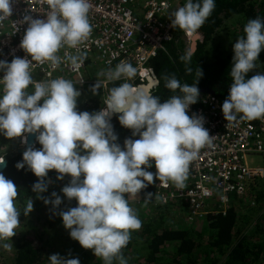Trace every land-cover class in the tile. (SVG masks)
Listing matches in <instances>:
<instances>
[{
	"label": "clouds",
	"instance_id": "1",
	"mask_svg": "<svg viewBox=\"0 0 264 264\" xmlns=\"http://www.w3.org/2000/svg\"><path fill=\"white\" fill-rule=\"evenodd\" d=\"M47 4L46 19L26 15L22 21L28 27L20 47L31 59L14 57L10 63L0 60V71L4 73L0 79L3 86L0 133L7 138H22V144H27L25 134L38 133L36 139L42 148L27 147L16 168L27 166L39 178L32 191L53 208L59 207L62 200L55 192L52 199L39 195L48 189L44 178L49 170L59 173L60 180L70 175L72 179L62 192L68 200L74 198L78 203L59 213L70 237L83 248L91 249L104 264H113L114 260L127 264L122 249L130 242L132 232L142 227V222L125 194H139L157 179L184 188L190 164L202 148L212 145L213 136L204 127V117L188 115L190 105L198 101L197 82L203 73L199 68L198 79L191 85L181 84L175 74L166 75L165 87L180 94L161 103L158 96L128 82L135 78L137 68L121 60L114 69L100 73L109 82L125 81L109 89L104 100L106 107L93 113L80 112L77 101L81 93L71 80L58 77L36 81L31 69L34 61L49 62L52 68L59 67L63 61L75 68L83 64L86 53L82 51L65 53L63 57L58 53L65 47L79 49L91 35L90 0H47ZM214 9L215 0H187L172 13V25L198 36V30ZM11 15L12 0H0V27ZM243 31L245 35L238 37L233 45L229 73L232 83L222 104L227 122L264 118V73L257 72L246 79L257 68L259 54L264 50V19H250ZM193 55L194 51L188 50L180 59L190 64ZM186 70L191 72V68ZM30 86L34 89L31 92ZM101 86L99 81L92 86L94 95ZM115 114H119L122 126L132 130L133 137L139 136V139H125L123 148L117 143L118 137L110 123ZM153 161L155 173L147 170ZM3 163L4 158H0V164ZM152 196L153 193H147L145 202ZM17 197V186L0 173V242L12 240L17 234L21 223ZM32 210L33 201L29 198L23 214L27 216ZM12 246L2 243L8 251ZM48 259L50 264H80L78 258L59 254Z\"/></svg>",
	"mask_w": 264,
	"mask_h": 264
},
{
	"label": "trees",
	"instance_id": "2",
	"mask_svg": "<svg viewBox=\"0 0 264 264\" xmlns=\"http://www.w3.org/2000/svg\"><path fill=\"white\" fill-rule=\"evenodd\" d=\"M257 17L264 19V0H215V9L198 30L199 35L194 48L191 49L190 44L185 41L183 31L177 29L172 39L165 44L164 50L150 61L149 69L159 81L151 94L158 96L161 103L172 95H179L178 90L172 92L165 87L164 77L175 74L181 84L191 85L198 79L197 72L200 68L203 75L197 82L199 93L207 89L213 95L226 99L232 83L229 73L233 64V45L238 37L245 35L243 31L245 24ZM220 30L227 31L234 39V43L223 48L222 51L210 46ZM188 50H193L194 55L191 63L185 64L180 57ZM256 63L257 68L250 71L246 79L257 72L264 73V50L259 54ZM187 68H191V72H188ZM90 78H93L92 74ZM95 84L96 82L91 80L77 88L81 93L77 101L78 111L93 113L100 109L103 90L100 87L98 94L94 95L91 88ZM118 115L115 114L112 117L111 123L114 134L118 137L117 143L123 148L125 139H139V136L133 137L132 130L119 123ZM258 120L252 121L256 123ZM2 143L4 142L0 141V145ZM34 148L39 150L42 145L37 141ZM5 154L7 164L0 173L13 181L18 188L17 206L21 211L19 219L22 220L23 210L29 198L32 199L33 209L36 212L40 210L44 202L43 199L38 198L37 193L32 191L33 185L39 178L27 166L19 170L16 168L15 165L22 161L23 154L16 151ZM58 175L59 173L55 170H49L44 178L48 189L39 194L41 197L51 198V194L60 184L70 183V175H64L62 183H59L62 180L57 179ZM158 180L141 190L139 194H135L134 201L129 203L136 212L140 207H144L142 205L144 204L150 206L156 214L138 217L142 227L132 232L130 242L122 249L127 264H264V178L251 184L243 196L238 198L232 195L230 205L225 212L216 207L205 216L196 218L188 226H181L182 217L172 223L177 210H182L183 219L187 217L186 203H166L158 204V206L153 204ZM147 193H153V196L145 202ZM137 198L140 204L135 202ZM251 205H254L253 211L248 215L236 209V206L247 209ZM56 222L63 223L59 214L53 217V222L49 226L56 228L58 225ZM23 225L26 231L17 233L10 240L13 245V256L7 262L0 264H50L48 259L50 251L43 244L41 233L29 220L23 222ZM175 225L178 226L173 227ZM66 244H70L68 235L61 238L59 248ZM74 251L77 250L74 249ZM70 256L78 258L80 264H104L102 258L96 257L94 253L86 260L79 252ZM113 264H119V262L114 260Z\"/></svg>",
	"mask_w": 264,
	"mask_h": 264
},
{
	"label": "built area",
	"instance_id": "3",
	"mask_svg": "<svg viewBox=\"0 0 264 264\" xmlns=\"http://www.w3.org/2000/svg\"><path fill=\"white\" fill-rule=\"evenodd\" d=\"M186 2L187 0H90L88 15L92 25L91 35L79 49L65 47L58 53L63 57L65 53L76 54L77 51H82L86 53L83 64L75 68L63 61L59 67L52 68L49 62L34 61L31 69L34 80L48 81L63 77L71 80L76 88L91 80L99 81L103 90L100 109L106 107L104 100L109 89L125 81L109 82L100 73L114 69L121 60L126 59L137 68L135 78L128 82L133 86L141 84L150 75V61L164 50L174 32L180 29L172 25V13ZM48 11L47 0H12V15L0 27V60L10 63L14 57L31 59L20 47L28 27L27 23H22L23 18L28 15L33 19H46ZM183 34L185 41L191 44L194 36L185 31ZM91 74L93 78H90ZM3 75V71H0V79ZM2 87L0 85V93ZM28 90L31 92L34 89L30 86ZM224 101L225 98L201 93L197 103L190 105L188 115L204 117V127L213 136L212 145L202 148L198 158L190 164L184 188H177L171 181L158 180L153 201L155 206L186 203L187 219L193 222L213 211L214 208L210 209L212 204L225 212L232 195L238 198L243 196L251 184L264 178V164L252 163L247 158L254 154L264 157V118L256 123L239 118L237 121L227 122L222 112ZM5 156L6 154L0 155V158L5 160ZM152 165L156 170L154 161Z\"/></svg>",
	"mask_w": 264,
	"mask_h": 264
},
{
	"label": "rangeland",
	"instance_id": "4",
	"mask_svg": "<svg viewBox=\"0 0 264 264\" xmlns=\"http://www.w3.org/2000/svg\"><path fill=\"white\" fill-rule=\"evenodd\" d=\"M233 43H234V39H232V37L229 35V33L225 30H220L215 35L214 42L212 44H210V46L214 49H218L219 51H222L223 48H225V47H227ZM0 141L4 142L0 145V155H3L7 152L11 153L14 150L18 149L19 144L21 145V138L20 137L7 138L6 136L3 135V133H0ZM247 158H248V160H251L252 163L264 164V157L261 156L260 154H254L252 156H248ZM147 170L150 172L156 171L153 168V166ZM81 179H83V176H81ZM62 182H63V180L59 181V183H62ZM66 185H67L66 183L60 184L57 187V189L54 191L55 193H57V195H59L61 197V200H62V203L59 205V207L53 208L51 203L46 205L43 202L42 206H40V210L38 212H36L33 209L27 216L24 215V218L22 220L20 219L21 223H20V226L16 229V232L17 233L25 232L26 229L24 228V225L22 226V223L27 222L29 220L33 223V225H35L37 230L41 233V236L43 239V244L46 245L47 250L50 251V256L53 254H59L62 257L71 258L72 256H70V254H74L76 252H79L83 256V259L86 260L89 257H92L91 254L93 253V251L91 249L83 248L79 244L78 241L72 239L70 237L69 230H67L64 227L62 222L59 224L56 222L58 224L56 228H51L52 226H49L53 222V217L57 216L61 211H63L64 209H69V208L77 206L78 202L74 198L72 200H68V198L66 196H64L61 189L63 187H65ZM125 195L128 198L129 203L134 201V199H133L134 195L133 194H125ZM49 199H52V197ZM138 201H140V200L137 198V200H135V202L137 204H140V202L138 203ZM142 205L144 207H140L137 211L138 217L156 214L155 212H153L150 209V206H147L144 204H142ZM235 205H238V204L235 203ZM253 207H254V205H251L250 207H247V209H246V207L244 209H242V208L240 209L238 206H236V209L238 212L245 213L246 215H248V214H251V211H253ZM212 208L215 209L216 207H213V204H212L210 209H212ZM183 216H184V214H183L182 210H177L175 213V218L173 217L174 220L172 221V223L176 222L177 218H180V217H182V221H183L181 226H188V225H191L193 223L190 220H188L187 217L183 219ZM254 216H255V213H253V217ZM53 226H54V223H53ZM177 226L178 225H175L173 227H177ZM65 235L69 236L70 244L69 245L66 244L65 246L59 248L61 246L60 245L61 244V238ZM4 242L11 243L10 240L4 241ZM4 242H0V263L7 262L13 256L12 249H11V251H8L2 247V243H4ZM44 242H46V243H44ZM74 249H76L77 251H74Z\"/></svg>",
	"mask_w": 264,
	"mask_h": 264
},
{
	"label": "water",
	"instance_id": "5",
	"mask_svg": "<svg viewBox=\"0 0 264 264\" xmlns=\"http://www.w3.org/2000/svg\"><path fill=\"white\" fill-rule=\"evenodd\" d=\"M197 38H198V36H194L192 38L191 44H190V48L191 49L194 48L195 41H196ZM158 83H159V81H158L157 77L155 76L153 71H150V75L148 77H146L145 80L141 84L138 85V87H140V88H142V89H144L146 91H149L151 93V91L157 87ZM202 93L211 94V95L213 94L211 91H209L207 89L202 90ZM112 117H111V119H112ZM111 119H110V123H111ZM37 135H38V133L26 134V136H27V144H22L16 150V152L23 154V152L26 150L27 147H29V146H33L34 147L36 142H37V139H36ZM6 164H7V160L5 159L4 163L0 164V171H2L5 168Z\"/></svg>",
	"mask_w": 264,
	"mask_h": 264
}]
</instances>
